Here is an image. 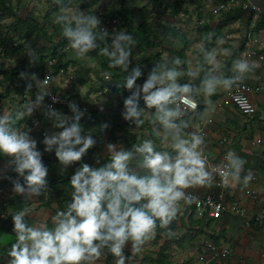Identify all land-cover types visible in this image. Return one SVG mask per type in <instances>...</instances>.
<instances>
[{
	"label": "clouds",
	"instance_id": "clouds-1",
	"mask_svg": "<svg viewBox=\"0 0 264 264\" xmlns=\"http://www.w3.org/2000/svg\"><path fill=\"white\" fill-rule=\"evenodd\" d=\"M53 3L58 11L52 23L60 27L77 58L84 59L89 52L99 49L108 58L109 67L122 68L126 73L115 84L117 89L131 93L123 100V120L140 128L146 122L141 117H147L153 125L152 136L161 140V144L170 141V150L160 148L157 139L152 138L118 151L115 144L109 143V159L104 166L94 168L80 163L96 144L91 133L82 135L84 128L80 120L87 109L81 110L76 101H69L67 107L72 115L64 114L53 107L60 101L47 90L48 75L41 80L35 73L21 72L20 79L27 81L26 91L32 89V82L36 83L35 100L29 99L23 106L26 111L18 109L15 120L11 114L0 117V156L14 158V171L24 180L23 185L19 179L13 181L14 193L40 197L49 183L48 168L42 163L37 141L15 127L16 121L25 115L31 116L36 109H41L57 129L44 137V151L52 152L55 146V157L65 169L74 164L79 166L68 181L70 201L51 217V227L27 225L24 218L31 212L29 208L11 216L16 239L7 252V264H95L104 256L105 249L114 257L115 264H131L143 245L155 237L157 227L167 229L171 235L169 225L181 212V202L187 205L197 202V197L187 189L210 187L217 169L225 186L229 184V177L245 187L254 179L251 171L241 178L247 161L231 150L225 163L210 165L204 155V136L198 131L185 130L194 117L202 118L197 111L198 98H210L220 88L231 91L244 82L256 65L237 58L232 62L231 76L218 75L215 67L205 70V64L215 65L217 52H205L201 47L203 61H198L193 68L183 71L184 61L176 56L174 66L157 63L143 83L138 84L144 72L138 65L129 70L132 47L136 43L132 34L122 30L109 33L100 27L97 15L81 11L79 6L71 8V0L67 5L64 0H53ZM213 35L207 34L205 38L211 41ZM219 52L232 54L229 48ZM26 53L30 63L35 64L34 49L29 48ZM183 76L189 78L188 83H179ZM195 80L199 83H194ZM49 96L52 103H45ZM141 100L144 108L139 107ZM184 116L188 119H182ZM99 127L104 131L110 124L102 122ZM129 245L130 256L125 253Z\"/></svg>",
	"mask_w": 264,
	"mask_h": 264
},
{
	"label": "crops",
	"instance_id": "crops-1",
	"mask_svg": "<svg viewBox=\"0 0 264 264\" xmlns=\"http://www.w3.org/2000/svg\"><path fill=\"white\" fill-rule=\"evenodd\" d=\"M219 1L222 0H201L200 9L203 10L206 6L210 10V8ZM249 2L259 7L261 9V14L264 15V0H249ZM237 8L241 7L237 6L231 10L223 11L216 15L219 16L222 13H225V19L230 22L228 23V27L231 29H236L229 31L233 34L235 33L236 35H232L230 37L228 36L229 38L218 36L220 39H216L215 35H213L211 41H208L206 38H201L199 43L194 44V46L196 45L195 48L192 45L190 46L191 42L185 46L184 43H187V40H177V38L173 40L171 37V40L164 41V43H169L174 47L171 48L173 49L172 52L169 50L170 56H166L168 53L165 48L166 45L161 47L163 42L158 39V42L156 41L157 44H155L156 47H154L155 49L149 54L150 56L143 59L137 58V61L132 63L131 68L138 65L143 69L144 74L137 80L138 84H142L147 78V73L152 67H156L157 63L166 64L168 67L174 66L173 58L179 56L178 52L181 51L183 57L180 59L184 61V64L181 66V68L183 71H187L189 68H193L198 61H203V53L200 51L201 47H203L205 52H217L215 65L205 64V70L215 67V72L218 75L222 74L225 76H231L233 74L231 72L232 62L237 58H245L250 63H255L256 67L251 73L247 74L246 79L244 80L247 83L253 85L255 88V92L251 94V98L256 104L258 111L254 116L247 117L240 114V112L231 103L227 102L229 91H225L224 89L220 88L217 89V92L210 98H198L200 103L197 111L202 114V118L200 116L194 117L191 121V126L185 130L186 132H192L196 131L202 126L204 127L206 133L204 138L208 146L207 150L213 162L220 161L222 155L225 153L227 154L230 150L234 151L238 156L247 161V163L244 165V170L241 173V178L251 171L254 179L249 182L247 187H245L242 183L236 182L232 180L231 177H229V184L226 189V194L228 201H237L241 208H244L246 213L250 215L256 213L258 209L256 207V202L245 193L247 189L255 190L257 193H259L264 206V58L262 60L258 58L260 54L264 57V27H258V22L260 19V17H258L255 21L253 40L251 42L253 47L257 50V54L246 56L242 49L245 40L243 36L240 37V35H242V31L246 30L247 26L252 22V12L249 10H244L245 18L241 17L234 20H228L229 15ZM241 10L243 9L241 8ZM220 21L221 18L217 21H212L210 25L208 24L209 26L207 25V33L208 31L209 34H211L213 31L216 33L220 26H218L217 23ZM203 23H205V19ZM203 23L199 24L201 25L199 27L203 28L205 26ZM187 38L189 39V37ZM226 39L228 40L226 41ZM222 48L231 49L232 54L230 56L220 54L219 50ZM165 52L167 53L165 54ZM152 54L154 55L152 56ZM138 56L140 57L139 53ZM104 64H106V62L103 63L104 71L102 75L109 74L112 76L114 82L121 81L123 78L122 73H124L123 70H121V68L107 67L104 66ZM107 64L109 65V61ZM188 81L189 78L187 76H183L180 78L179 83L184 84L188 83ZM193 82L198 84L199 80H195ZM96 83L98 85V80H96ZM90 85L91 82H88L85 84V87H89ZM94 87L96 90L97 86L95 85ZM78 93L80 95L79 100L81 101L85 100L89 94L87 91H85L83 94H81L82 92ZM122 93L123 92H119V89L114 87L109 93H107L105 97L100 99L103 103H105L103 112L94 110L91 116L84 115L81 118L80 124L84 128L82 135L91 133L93 139L96 141V144L94 147L88 150L84 157H82L80 163H87L90 167L94 168L102 167L108 162L109 159V150L107 147L109 143L115 144V150L117 151L123 148V141L120 137L121 133L116 127L114 129L112 128L114 127L112 123L117 124L116 126L123 124L125 128H128L130 133H135L137 135L139 142L141 139H145L142 137L141 133L147 135V138L157 139L156 137L152 136V132H150V130L148 131L146 129L136 128L135 125H131L130 121L126 122L123 120L121 115V113L125 111L123 100L131 93L126 91L125 94L123 93V99H121ZM139 107L144 108L142 100ZM94 119L98 121V126L96 123H94ZM141 119L147 120V117L142 116ZM182 119L187 120L188 117L184 116ZM207 120H210V122H206ZM102 122H108L110 127L104 131H101L99 126ZM147 123V126H150L152 130L153 125L149 121H147ZM155 127L159 129V125H155ZM50 128L53 129V127L50 126L48 128L43 124L42 131L45 132V136H51L57 131L55 130L52 132L50 131ZM160 130L162 131V129ZM43 137L37 140L38 136L36 135V140L42 144V148H37L38 151L41 149L44 151L45 145L43 144ZM257 140L260 142L257 143ZM156 141H158V146L170 150V141L165 140L163 144H161V140L159 139ZM54 155L55 146L53 147L52 152H42V163H44L48 168V175L46 179L49 183L46 190L41 193L40 197L35 195L29 196L27 193L22 197L19 194H15L14 200L8 198L5 204L1 205L0 203V209H3V214H0V264H7V252L11 243L15 242L16 239V235L13 232V222H11V220L6 223L4 222L5 220L7 221V217H11L18 210L29 208L31 209V212L24 218L27 225L41 226L47 224L49 227H51V217L58 209L63 210L66 204L70 201L71 186L68 181L71 176H67V180L63 181V174H74L76 167L79 165L74 164L66 169L62 165L60 168L59 166H56V162H58V160ZM97 161H99V163H97ZM135 163L136 162H132L133 167L135 166ZM51 164L57 167L54 168L56 170H51ZM50 185L54 186L53 190L50 189ZM47 191L50 197L44 198L43 195H47ZM186 191L201 195H215L218 192V189L214 179V182L210 187H195L189 188ZM61 196H63L62 199H60ZM185 214L186 212L178 213L177 219L180 220V216ZM194 218L196 217L194 216ZM208 229L210 230L208 231L209 233L221 229L222 236L220 237L218 243H214L220 247L230 245L234 250L231 258L224 262V264H264V226L256 224L246 225L244 223L243 217H232L224 214L220 219L211 221L208 225ZM197 232L198 234L200 233L199 230L194 229L190 234L186 233V235H182L183 237L185 236V239L190 240L191 243L196 241L192 246L193 250L191 249V252L185 253L183 256L180 255V257L177 256L176 258L175 256L177 253L172 252L173 250L178 251V248L182 247V245L179 246L175 242L170 243L168 252L171 255L170 261L172 264H193L195 259L198 257V253L202 252L204 249V241L200 242L198 241L199 238L197 239L195 238L196 236H194L197 234ZM192 236H194L193 239L191 238ZM3 237H7L8 240L4 241ZM206 239L212 241V239ZM183 241L184 238L182 239V242ZM129 249L130 248L128 247L125 248L126 254L128 252L130 253ZM159 249L156 252H158ZM104 258H101L102 260H98L101 261L99 264H104ZM180 259H183L182 263L179 262Z\"/></svg>",
	"mask_w": 264,
	"mask_h": 264
},
{
	"label": "rangeland",
	"instance_id": "rangeland-1",
	"mask_svg": "<svg viewBox=\"0 0 264 264\" xmlns=\"http://www.w3.org/2000/svg\"><path fill=\"white\" fill-rule=\"evenodd\" d=\"M0 2V117L11 114L13 120H15L16 111L18 109L26 111V107L23 106L27 105L29 99L35 100L36 83L32 82V89L26 91L25 85L27 81L20 79L21 72L35 73L40 79V74L34 71L35 65L30 63L26 53L29 48L34 49L37 59L44 54L46 64L49 60L53 59L55 65L60 61L64 64V66H61L63 69L73 70L75 74L74 81L66 84L62 81L59 83V88L62 92L76 98L80 97L78 92H82L81 94L85 91L94 92V86H98L96 80H98L104 71L103 63L106 62L104 66L109 67L107 64L108 58L101 55L99 49L89 52L84 59L76 57L68 41L62 36L60 27L52 23L53 15L58 11L53 0H0ZM67 2L69 0H64L65 4ZM200 2L201 0H71L70 7L74 9L76 6H79L81 11L97 15L101 20L100 27L107 29L109 33L122 30L133 35L136 43L132 47L130 70L132 63L137 61V58L143 59L150 56L149 54L155 49L154 47H156L155 44H157L156 41L158 39L163 42L161 47L166 45L165 48L168 52H165V54L167 53L166 56H170L169 50L172 52L173 49L171 48L174 47L169 43H164L165 40H171V37L173 40L175 38L177 40L184 39L188 41L184 43L185 46L189 42H191L190 46H194V44L201 41V38H205L209 34V31L207 33L204 27H208L212 21H217L220 18L221 21L217 23L218 26L220 25L217 32L213 31L211 34H214L216 39L236 35L229 31L236 29L228 27V23L230 22L225 19V13L219 16L213 15L206 6L201 10ZM202 18L205 19V23H203L205 26L203 28L199 27L201 25L198 22H201ZM20 20H27L32 25H36V33L30 35V29L26 26L27 22L25 24L20 22ZM107 43L110 46L111 39ZM45 51L47 52L45 53ZM121 70L123 69L121 68ZM53 75L55 74L53 73ZM88 82H91V85L85 87V84ZM9 87L10 89H8ZM74 91L77 93H74ZM25 93L29 95V99L24 98ZM124 94L122 93L121 99H123ZM58 110L66 115H72L69 109L63 110L58 108ZM37 116L41 118L42 122L40 125L34 124ZM43 124L48 128L50 126L53 127L51 121L43 115V111L36 109L31 116L25 115L22 120L16 121L15 127L32 139L36 140L37 135V140H39V138L43 137ZM147 124L146 120L145 124L140 128L152 132L150 126H147ZM55 130L57 129L54 127L53 129L50 128L52 132ZM122 130L127 131L128 128H123ZM141 135L147 138V135L143 133ZM38 143L39 141H37V148H42V144ZM39 151L41 153L44 152L42 149ZM132 162H136L135 159ZM50 166L51 170H56L54 169L56 166L61 168L62 165L56 162V166L53 164ZM15 167L14 158L0 156L1 205L5 204L8 198L14 200L16 193L13 191V181L19 179L20 183L24 184L23 177H20L14 171ZM71 174H63V178L67 179V176H71ZM3 177H11V179H3ZM50 189L53 190L54 186L50 185ZM25 194L19 195L22 197ZM43 196L44 198L50 197L48 191L47 195L44 194ZM62 198L63 196L60 199ZM188 211L189 208L181 210V213L186 212V214L180 216V220L176 218L172 221L173 227H169L171 235L167 234V229L164 232L166 235L158 234L156 231L155 237L143 245V250L132 258L131 264H155L153 262L156 256L155 253L163 245L165 236L184 238L182 247L178 248V251H172L173 253H177L176 256L180 257V255L183 256L185 253L191 252L192 246L196 241H193L192 244L190 240L182 236L186 235V233L190 234L194 230L191 229L193 225L188 223L186 219ZM0 214H3V209H0ZM205 230L210 231L209 229ZM194 236L197 239L199 238L198 241L200 242L208 238L207 234L205 235L202 232L199 234L197 232ZM3 239L4 241L8 240L7 237H3ZM128 248H130V245ZM127 255L130 256L131 252H128ZM99 262L101 261L97 260L95 264H99Z\"/></svg>",
	"mask_w": 264,
	"mask_h": 264
},
{
	"label": "built area",
	"instance_id": "built-area-1",
	"mask_svg": "<svg viewBox=\"0 0 264 264\" xmlns=\"http://www.w3.org/2000/svg\"><path fill=\"white\" fill-rule=\"evenodd\" d=\"M240 6L243 10L252 12V22L247 26L246 30L242 31V36L244 38L243 44V52L246 56H252L257 54V50L253 47L251 43L253 40V33L255 27V21L258 17H260L261 9L255 5H253L249 0H222L217 2L214 6L210 8V12L213 15H217L220 12L231 10ZM199 24L204 22L202 18L201 22L198 21ZM258 58L262 60L263 55H259ZM55 65V61L49 60L40 75V79L43 80L45 76H49V84L47 86V90L49 94L52 96H56L60 102L53 105L54 108H63L68 109L67 104L69 101H76L81 108L87 109L85 114H90L91 112L98 111L103 112L105 108V103H103L100 99L105 97L107 93H109L114 87L115 82L111 75L104 74L98 78V86L94 92L91 91L87 95L86 99L81 101L76 97L71 95H67L59 88V83L62 81L63 83H68L70 81H74L75 74L73 70H65L63 68L58 69L56 72H53V67ZM53 73L55 75H53ZM37 91L34 92V95ZM255 92V88L253 85L244 81L238 87H234L231 91L228 92L227 102L231 103L243 116L252 117L254 116L258 109L256 104L253 102L251 98V94ZM74 93H77L74 91ZM72 95H74L72 93ZM24 98L29 99V95L27 93L24 94ZM45 103H52L51 96L45 98ZM70 110V109H69ZM206 122H210L207 120ZM34 124H41V118L36 117L34 120ZM196 131L200 132L203 136H205L204 127L198 128ZM43 136H45V132L43 131ZM260 141L257 140V143ZM206 147L204 150V155L210 165L218 166L222 163H225L226 153L222 155V158L218 162H213L210 154L207 150L208 146L205 142ZM215 174V182L218 192L214 194H197L193 192L191 193L193 196L197 197V202H194L190 205L184 204L181 202V210L192 208V212L196 218H201L206 215L208 218H212L216 220L221 218L224 214H227L232 217H243L244 223L246 225L256 224L260 226H264V206L262 199L260 198L259 193L255 190H246L245 193L256 202V207L258 211L254 214L248 215L244 208H241L239 203L235 200L228 201L226 189L227 186L223 185L221 181V177L218 175L219 169L216 170ZM229 181V178H228ZM233 248L230 245L220 247L214 242L205 239L204 240V249L202 252L198 253V257L195 259L193 264H224V262L228 261L233 255ZM208 254V255H207ZM177 258V256H175ZM179 262H183V259H180Z\"/></svg>",
	"mask_w": 264,
	"mask_h": 264
},
{
	"label": "trees",
	"instance_id": "trees-1",
	"mask_svg": "<svg viewBox=\"0 0 264 264\" xmlns=\"http://www.w3.org/2000/svg\"><path fill=\"white\" fill-rule=\"evenodd\" d=\"M66 4H69V2H67ZM241 17L245 18V11L241 10V8H237V9L233 10V12L229 15L228 20H234V19L241 18ZM20 22H23V23L26 24L27 20H24V21L20 20ZM26 26L30 29V32H29L30 35L36 33V31H37V26L36 25H32L31 23L27 22ZM259 26L260 27H264V15L263 14L260 15V19H259V22H258V27ZM204 29L208 30V28L206 26H205ZM46 52L47 51H45V53ZM178 54H179L180 58L183 57V54H182L181 51H179ZM43 55L44 54H42L38 59L36 58L35 64H34L35 65L34 71H36L40 75H41L42 71L44 70V67L46 66V61H44V56ZM155 56H157V55H155ZM62 65L64 66V64H62L60 61L57 62L56 65H54V67H53V72H56L58 69L62 68L61 67ZM122 74H123V78H124L126 73L124 72ZM8 89H10V87ZM119 91H122L123 93H126V91L122 90V89H119ZM61 109H63V108H61ZM64 110H67V109H64ZM92 113L93 112H91L90 114H86V115H90L91 116ZM94 123H96L97 126H98V121L96 119H94ZM112 125L114 126V127H112L113 129L116 127L121 133L120 137H121V139L123 141V143H122L123 144V148L130 149L133 144H136V143L139 142L138 137H137V135L135 133H130L128 130L127 131H123L122 130L123 128H125V126L123 124H121L119 126H116L117 124L112 123ZM157 142L158 141H156V143ZM160 148H162V147H160ZM62 180L66 181L67 179L63 178ZM187 215H188L187 218H186L187 222L191 223V225H193L191 227V229H197V230H199V232H202L205 235L207 234V237L209 239H212L213 242L218 243L220 237L222 236L221 235L222 234V230L220 229V230L212 232V233H209L207 230H205V229H208L209 223L211 221H213L212 218H208L206 215L202 216L201 218H193L194 214L192 212V208L191 207L189 208V211H188ZM218 219H220V218H218ZM218 219H216V220H218ZM10 220L12 222L11 217H7V221L5 220L4 222L6 223V222H8ZM157 223L159 224V222H157ZM169 227L172 228L173 224L169 225ZM165 230L166 229H162L160 227H157V229H156V231L159 234H163V235H166L164 233ZM165 237L166 238H165L163 246L160 247L158 252H156V256L153 259V262L155 264H172V262L170 261V256L171 255L168 252V247L170 246V243L171 242H175L179 246L182 245V239L183 238H181V237H178V236H165ZM191 238L193 239L194 236H192ZM104 255H105L104 264H115L114 257L110 253H108L106 249L104 250ZM182 264H188V263H182Z\"/></svg>",
	"mask_w": 264,
	"mask_h": 264
}]
</instances>
